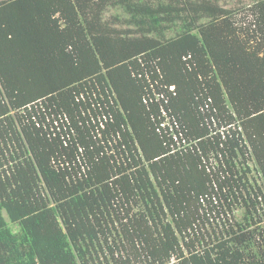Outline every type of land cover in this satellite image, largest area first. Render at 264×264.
Instances as JSON below:
<instances>
[{
    "label": "trees",
    "instance_id": "obj_1",
    "mask_svg": "<svg viewBox=\"0 0 264 264\" xmlns=\"http://www.w3.org/2000/svg\"><path fill=\"white\" fill-rule=\"evenodd\" d=\"M235 1L0 0V264H264V0Z\"/></svg>",
    "mask_w": 264,
    "mask_h": 264
},
{
    "label": "rangeland",
    "instance_id": "obj_2",
    "mask_svg": "<svg viewBox=\"0 0 264 264\" xmlns=\"http://www.w3.org/2000/svg\"><path fill=\"white\" fill-rule=\"evenodd\" d=\"M252 1L251 0H245V1H243V3H238V2H230V3H228V4H226V3H224L225 5H224V7H227V8H238V7H245V6H247L248 4H250ZM111 12V14L109 13L108 14V16H110V15H115V14H117V13H120V11H118V10H111L110 11ZM115 13V14H114ZM242 210L241 209H239V210H237V212H235V217H237V219L239 220V219H241L242 218Z\"/></svg>",
    "mask_w": 264,
    "mask_h": 264
}]
</instances>
